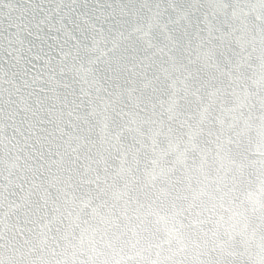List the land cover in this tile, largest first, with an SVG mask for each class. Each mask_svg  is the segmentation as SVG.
<instances>
[{
  "label": "snow or ice",
  "instance_id": "6c2138e0",
  "mask_svg": "<svg viewBox=\"0 0 264 264\" xmlns=\"http://www.w3.org/2000/svg\"><path fill=\"white\" fill-rule=\"evenodd\" d=\"M0 264H264V0H0Z\"/></svg>",
  "mask_w": 264,
  "mask_h": 264
}]
</instances>
